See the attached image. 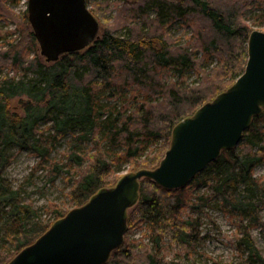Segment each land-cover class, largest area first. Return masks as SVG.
Instances as JSON below:
<instances>
[{"label": "trees", "instance_id": "1", "mask_svg": "<svg viewBox=\"0 0 264 264\" xmlns=\"http://www.w3.org/2000/svg\"><path fill=\"white\" fill-rule=\"evenodd\" d=\"M250 2L124 0L118 13L125 21L118 19L119 28L135 19L149 23L150 30L133 28L125 36L116 35L119 30L103 31L84 50L66 53L57 61L47 62L50 65L39 58L29 60L21 42L0 49V67L9 65L15 72L0 79V204L9 207L3 210L6 225L0 234L5 233L13 248H0V264L10 263L71 211L52 203L49 211L54 220L46 222L38 210L23 204L18 192L4 185V171L11 161L9 150L30 149L44 158L47 154L41 146L44 131L40 127L48 121L58 137L69 130L78 131L80 143L92 142L90 153L73 150L68 155L73 164L69 173L75 176L68 192L74 209L84 206L102 189L116 186L124 165L129 164V173L156 169L170 148L174 127L227 91L244 73L252 31L241 12ZM150 8L157 13L155 19H148ZM184 19L203 21L208 27L195 23L196 35L181 45L166 35L164 28ZM30 38L35 40V35ZM20 70L22 78L17 77ZM190 71L198 75V82L189 83ZM14 99L22 100L21 114L12 113ZM118 99L119 104L110 103ZM152 146L155 149L146 153ZM260 164H264V109L254 118L241 144L223 151L207 170L212 181L210 196L222 198L226 206L233 204L242 217L256 224L257 201L263 192L254 170ZM190 187L168 191L143 180L140 199L129 212L128 231L142 228L144 238L137 242L125 237L124 245L113 252L107 264H182L167 259L170 248L165 239L169 246H178L193 257L194 225L184 215L200 206L191 203ZM239 241L254 264H264L250 234Z\"/></svg>", "mask_w": 264, "mask_h": 264}, {"label": "water", "instance_id": "2", "mask_svg": "<svg viewBox=\"0 0 264 264\" xmlns=\"http://www.w3.org/2000/svg\"><path fill=\"white\" fill-rule=\"evenodd\" d=\"M32 1L31 22L49 62L82 51L96 39L99 25L85 10L83 0ZM83 12L85 18L80 16ZM263 109L264 33L253 31L244 73L227 91L174 127L170 148L156 169L130 172L116 186L102 189L84 206L56 221L8 264H107L124 245L129 212L140 199L143 180L168 191L187 187L223 151L241 144Z\"/></svg>", "mask_w": 264, "mask_h": 264}, {"label": "rangeland", "instance_id": "3", "mask_svg": "<svg viewBox=\"0 0 264 264\" xmlns=\"http://www.w3.org/2000/svg\"><path fill=\"white\" fill-rule=\"evenodd\" d=\"M124 0H87L90 11L95 15L100 24V35L106 30H119L116 35H127L130 29L150 30L149 23H144L143 20H132L126 22L119 28L121 22L118 19L125 17L118 13V9L123 6ZM134 2L135 0H128ZM244 23L248 25L251 31H260L264 33V0H251L244 6L241 12ZM156 11L150 8L148 11V19H155ZM143 21V22H142ZM184 19L174 23H170L164 28L166 35H171L178 40L179 44L185 45L190 40L192 35H196L194 24H200L202 27H208L203 21L194 22V20ZM123 24V23H122ZM33 29L28 21L27 0H0V49H9L8 44L22 43L25 47V55L28 59L39 58L47 65L46 58L41 55V49L33 38ZM19 72V73H18ZM17 77L22 78V72L18 71ZM14 71L9 68V65L0 67V79L4 76H13ZM28 76L33 77L32 73ZM189 83H196L199 77L194 71L189 72ZM129 95L127 96V98ZM25 101L26 98H23ZM14 99L11 101L12 113H22L20 101ZM110 103L119 104L120 101H111ZM18 107V108H17ZM52 127L51 122L41 124L40 129L44 131L41 137V146L45 149L44 158L38 155L34 150L19 149L13 147L9 150L11 158L10 164L4 171L3 179L6 181L4 185L17 191L19 198L23 204L31 205L38 214L46 222H52L54 215L49 211V205L54 203L64 210H73L74 204L68 197V192L73 186L75 176L69 173L72 167L68 155L73 150H78L82 154H87L92 151V142L78 141V131H68L64 136L58 137ZM103 136L100 135V138ZM107 141H104L106 145ZM152 146L149 151L155 149ZM48 151V152H47ZM56 168L61 169L60 173ZM129 164L120 168L119 173L126 175L129 173ZM209 167L203 172L201 181L194 185L192 182L189 192L192 193L191 203L197 204L199 209H188L184 215L185 219L190 218L194 225V235L196 243L191 249V256L178 246H169L168 240H164L166 247L170 248V253L167 259L174 260L182 264L202 263V264H254L250 260V254L240 244V239L244 235L250 234L257 250L264 257V164H260L254 170V177L259 183L263 196L257 201L259 208V222L256 224L248 217H242L241 213L234 209V205L226 206L222 198L211 197L212 182L209 178L210 172H207ZM55 169V170H54ZM199 197H203L204 201H199ZM235 201V200H234ZM236 203V202H234ZM4 203L0 204V228L6 225V220L3 217V210H9V207L4 208ZM55 223V222H54ZM52 227V226H51ZM145 230L140 228L126 233L130 241L139 242L142 240ZM145 243L149 239L144 240ZM241 245V246H240ZM13 250L9 241H6L5 233L0 234V248Z\"/></svg>", "mask_w": 264, "mask_h": 264}, {"label": "flooded vegetation", "instance_id": "4", "mask_svg": "<svg viewBox=\"0 0 264 264\" xmlns=\"http://www.w3.org/2000/svg\"><path fill=\"white\" fill-rule=\"evenodd\" d=\"M51 6H53V8H55L56 10L57 9H59V6H57V4L54 2V1H51L50 3H49ZM83 5H84V8H85V10L90 14V15H92L93 16V18L96 20V22H97V24L99 25V31H98V33H97V37H96V39H98L99 38V35H100V24H99V21L97 20V18L95 17V15L90 11V9H89V7H88V4H87V0H83ZM27 13H28V21H29V23L31 24V27H32V29H33V34L34 35H37L36 34V31H35V29H34V27H33V25H32V22H31V15L33 14V1L32 0H27ZM49 16H50V14H48ZM80 16H82V18H85V16H84V12L82 13V15H80ZM35 39H36V41L38 42V40H37V38H36V36H35ZM95 39V40H96ZM94 40V41H95ZM93 41V42H94ZM92 42V43H93ZM91 43V44H92ZM38 44H39V46H40V49H41V55H42V48H41V45H40V43L38 42ZM90 44V45H91ZM72 53V52H71ZM64 55V54H63ZM62 55V56H63ZM43 56V55H42ZM62 56H60V58L62 57ZM45 57V56H44ZM46 58V61L47 62H49L48 61V59H47V57H45ZM59 58V59H60Z\"/></svg>", "mask_w": 264, "mask_h": 264}]
</instances>
